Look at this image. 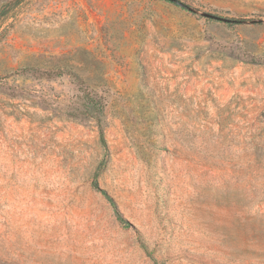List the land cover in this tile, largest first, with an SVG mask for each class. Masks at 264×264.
Returning <instances> with one entry per match:
<instances>
[{"label": "rangeland", "instance_id": "obj_1", "mask_svg": "<svg viewBox=\"0 0 264 264\" xmlns=\"http://www.w3.org/2000/svg\"><path fill=\"white\" fill-rule=\"evenodd\" d=\"M180 1L0 0V264H264V0Z\"/></svg>", "mask_w": 264, "mask_h": 264}, {"label": "trees", "instance_id": "obj_2", "mask_svg": "<svg viewBox=\"0 0 264 264\" xmlns=\"http://www.w3.org/2000/svg\"><path fill=\"white\" fill-rule=\"evenodd\" d=\"M171 1V0H168ZM173 2V1H171ZM177 4V3H176ZM236 23H242L243 20L241 19H233ZM66 69H49L41 71V75L46 76L48 78H54L58 76H62L63 74L67 73L74 77V79L81 83L85 84L84 80L80 77V75L75 72L74 70H67ZM82 86V85H81ZM83 95L81 96V102L79 107H77L74 111L70 113L71 116L75 118H82V119H92L96 121L100 128V135H101V141L104 147H108L107 140L105 138V114H106V103L104 101V98L99 95L96 91H93L89 89L88 87H83ZM94 187L103 193V195L111 202V204L114 206L116 212L120 215V211L118 209V205L113 198V196L104 188H102L97 180H94L93 182ZM156 264H163L156 260Z\"/></svg>", "mask_w": 264, "mask_h": 264}, {"label": "water", "instance_id": "obj_3", "mask_svg": "<svg viewBox=\"0 0 264 264\" xmlns=\"http://www.w3.org/2000/svg\"><path fill=\"white\" fill-rule=\"evenodd\" d=\"M173 1L174 3H177L178 5L184 7V8H187L188 10L192 11V12H195V13H198L200 15H203V16H206V17H209V18H214V19H217V20H223V21H227V22H232L234 21L233 19L231 18H227V17H223V16H219V15H216V14H213V13H209V12H206V11H202L196 7H193V6H190L188 4H185L184 2L180 1V0H171ZM262 19H259V20H252L251 22H261Z\"/></svg>", "mask_w": 264, "mask_h": 264}]
</instances>
